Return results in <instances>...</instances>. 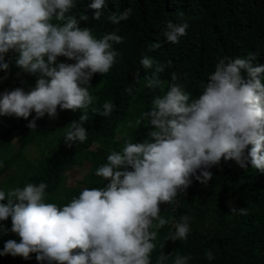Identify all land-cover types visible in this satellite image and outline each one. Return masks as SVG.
Instances as JSON below:
<instances>
[{
	"label": "clouds",
	"instance_id": "obj_1",
	"mask_svg": "<svg viewBox=\"0 0 264 264\" xmlns=\"http://www.w3.org/2000/svg\"><path fill=\"white\" fill-rule=\"evenodd\" d=\"M75 7L76 0H0V69L7 73L10 61L5 55L14 51L15 66L37 77L27 92L18 87L0 94V116L28 120L34 112L27 127L35 130L36 121L45 114L54 120L58 108L75 113L92 105L90 81L118 62L120 54L113 45L122 43L123 37L115 31L94 37L92 29L79 27L77 17L70 14ZM88 7L95 10L93 19L99 20L105 0H92ZM131 12L128 7L107 19L116 25ZM167 28L166 41L177 44L189 24L169 21ZM161 46L153 43L150 50ZM58 57L74 62H57ZM255 59V55L220 58L195 99L173 74L166 94L156 96L152 108L136 121L139 125L147 120L146 138L126 139L122 150L111 151L107 162L97 168L95 175L106 181L104 187H85L63 206L46 202L44 182L7 193L0 190V202L6 201L0 203V222L11 220L10 228L0 223V235L19 237V242L8 239L0 256L29 260L35 254L38 264H152L158 235L153 229L168 223L160 214L161 204L177 203L193 178L207 185L213 177L209 169L222 158L241 169L250 166L264 172V66H254ZM140 64L152 70L144 77L145 87L160 88V73L167 65L148 55ZM125 91L131 95V84ZM114 107L108 101L102 113L92 111L106 117ZM87 120L84 111L68 124L69 147L87 140L82 126ZM228 206L234 214H247L230 202ZM190 220L182 216L168 239H187ZM206 257L212 260L214 255L208 251ZM167 259L161 252L158 264ZM190 259L177 255L174 264H187Z\"/></svg>",
	"mask_w": 264,
	"mask_h": 264
},
{
	"label": "trees",
	"instance_id": "obj_2",
	"mask_svg": "<svg viewBox=\"0 0 264 264\" xmlns=\"http://www.w3.org/2000/svg\"><path fill=\"white\" fill-rule=\"evenodd\" d=\"M91 3L92 0H76V7L70 14L77 17L78 26L92 29L93 36L98 39L115 31L123 37V42L113 45L120 54L118 62L107 74H94L90 81L89 93L94 95L92 105L86 110H78L69 119L68 124L87 111L88 120L82 126L86 128L88 138L69 147L65 141L68 124L53 138L50 137L53 131L46 127L51 122L47 115L36 121L35 130L27 127L28 121L35 116L34 112L28 120L0 116V175L13 168L0 189L6 193L28 183L44 182L48 186L46 202L63 206L85 187H104L106 181L95 175L97 168L107 162L111 151H121L126 139L142 141L148 130V123L144 120L128 136L115 140L118 127L131 111V101L141 95L138 90L142 80L151 75L152 70H146L140 64L144 55L167 66L160 73L162 86L145 88L142 92L141 113L152 108L156 96L166 94L173 74L177 77L175 82L195 99L202 94L207 78L214 72L220 58L255 55L254 66H264V0H105L99 20L93 19L95 10L88 7ZM128 7L132 12L127 20L116 25L108 21L110 15L120 14ZM81 15L88 19H80ZM169 21L189 24L187 34L180 37L177 44L167 42L164 37ZM156 42H161L162 46L150 50V45ZM8 53L11 55V51ZM57 62L74 61L58 57ZM36 78L17 68L12 78L0 84V94L18 87L27 92L35 86ZM130 84L133 88L131 95L125 91ZM108 101L115 106L109 116L92 111L95 108L102 113L103 104ZM57 112L63 110L58 108ZM18 134H26L23 142L34 139L44 144L35 162L13 152L11 141ZM93 142H98L95 150L89 149ZM83 161L89 162L80 181L84 187L64 185L65 171ZM209 170L213 177L207 185L193 178L186 192L179 195L178 204L163 212L162 217L168 223L160 229H153L158 235L154 241L156 249L150 257L152 264H158L161 252L168 255L163 264H174L177 255L191 256L187 264H264V172L250 166L241 169L234 161H224L223 158L218 166ZM229 197L234 198V207L246 209L247 214L232 213L226 207ZM184 215L191 217L187 239L169 240L170 234L175 232V224ZM0 223L11 227L10 218ZM8 239L19 242L15 234L0 235V251ZM208 251L214 255L212 260L206 257ZM31 256L29 260L19 256H0V264H38L35 254Z\"/></svg>",
	"mask_w": 264,
	"mask_h": 264
},
{
	"label": "rangeland",
	"instance_id": "obj_3",
	"mask_svg": "<svg viewBox=\"0 0 264 264\" xmlns=\"http://www.w3.org/2000/svg\"><path fill=\"white\" fill-rule=\"evenodd\" d=\"M17 53L14 51H11V55L8 53L5 55V60L10 61L9 70L7 73L0 69V84H2L5 80H8L12 78V75L15 74V70L17 67L15 66V60L17 57ZM14 72V73H13ZM6 77V78H5ZM145 79L142 80V83L139 87L138 92L141 93L145 90ZM138 93V95H139ZM137 95V96H138ZM139 95L137 99H133L130 103V113L127 115V117L122 121L120 126L118 127L117 133L115 134V140H119L122 136H128L130 131L135 128L137 125L136 121L139 119L142 115V97ZM94 97V95L92 94ZM159 96V95H158ZM153 106V105H152ZM74 113L70 110H63L62 113L58 112L57 117L54 120H51L50 123L47 124V128L49 130L53 131V134L50 135V137H53L58 134V131L64 130L67 127V124L69 122V119L72 118V115ZM47 115V114H45ZM45 116L41 119H44ZM146 123L147 120H145ZM55 127H58L57 129ZM60 129V130H59ZM26 135V134H25ZM18 134L16 135L11 143H12V149L13 152H19L23 155V157L27 160L35 162L40 157V151L42 148H44V144L42 142L38 143L37 140H30L28 142H23V137H25ZM146 138V135L144 139ZM143 139V140H144ZM142 140V141H143ZM98 147V142H93L89 149L95 150ZM89 167V162L83 161L81 165H74L64 173V180L63 184L66 186H79L81 189L84 187L82 184H80V181L82 177L84 176L85 172L87 171ZM13 171V168L6 169L1 175H0V189L2 187V184L7 181ZM179 196L177 198V203L173 205L168 204H161L160 205V214L162 216L164 211L171 210L173 207H175L178 204ZM229 202L233 205L234 204V198L229 197L226 202V207L229 208Z\"/></svg>",
	"mask_w": 264,
	"mask_h": 264
}]
</instances>
